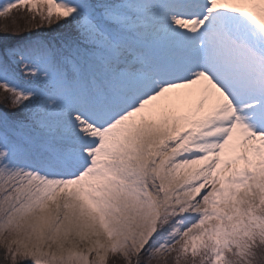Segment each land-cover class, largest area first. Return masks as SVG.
<instances>
[{
	"label": "snow or ice",
	"instance_id": "obj_1",
	"mask_svg": "<svg viewBox=\"0 0 264 264\" xmlns=\"http://www.w3.org/2000/svg\"><path fill=\"white\" fill-rule=\"evenodd\" d=\"M0 19V264H264V0Z\"/></svg>",
	"mask_w": 264,
	"mask_h": 264
},
{
	"label": "rangeland",
	"instance_id": "obj_2",
	"mask_svg": "<svg viewBox=\"0 0 264 264\" xmlns=\"http://www.w3.org/2000/svg\"><path fill=\"white\" fill-rule=\"evenodd\" d=\"M25 14L23 13H17V17H18V23L23 26L27 23L26 19L23 18ZM4 23V21L2 19H0V25H2Z\"/></svg>",
	"mask_w": 264,
	"mask_h": 264
},
{
	"label": "trees",
	"instance_id": "obj_3",
	"mask_svg": "<svg viewBox=\"0 0 264 264\" xmlns=\"http://www.w3.org/2000/svg\"><path fill=\"white\" fill-rule=\"evenodd\" d=\"M23 26H25V25H23ZM23 26H22V27H23Z\"/></svg>",
	"mask_w": 264,
	"mask_h": 264
}]
</instances>
